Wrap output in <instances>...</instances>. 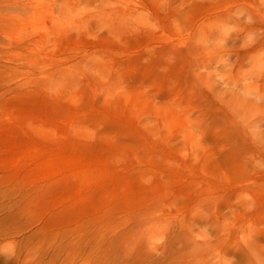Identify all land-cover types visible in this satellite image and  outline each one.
Segmentation results:
<instances>
[{
    "label": "rangeland",
    "instance_id": "obj_1",
    "mask_svg": "<svg viewBox=\"0 0 264 264\" xmlns=\"http://www.w3.org/2000/svg\"><path fill=\"white\" fill-rule=\"evenodd\" d=\"M0 264H264V0H0Z\"/></svg>",
    "mask_w": 264,
    "mask_h": 264
},
{
    "label": "bare ground",
    "instance_id": "obj_2",
    "mask_svg": "<svg viewBox=\"0 0 264 264\" xmlns=\"http://www.w3.org/2000/svg\"><path fill=\"white\" fill-rule=\"evenodd\" d=\"M253 62H254V64H259L260 63V61L257 60V59H255Z\"/></svg>",
    "mask_w": 264,
    "mask_h": 264
}]
</instances>
